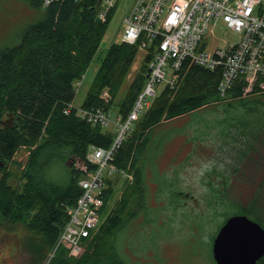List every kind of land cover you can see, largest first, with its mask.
<instances>
[{"label": "trees", "instance_id": "1", "mask_svg": "<svg viewBox=\"0 0 264 264\" xmlns=\"http://www.w3.org/2000/svg\"><path fill=\"white\" fill-rule=\"evenodd\" d=\"M34 6L44 10V17L25 29L20 44L0 52V217L10 223H22L40 235L29 239V249L36 260L44 264L46 251L55 248L69 221V210L77 205L82 188L81 175L74 166H68L66 185L44 179L41 171L44 165L40 166L39 158L45 152L55 155L58 151L65 155L66 162L85 161L92 149L111 147L117 136L115 131L77 116L76 109L65 113L76 98V83L82 80L102 46L115 8L108 20L102 22L99 0H63L49 7L43 6V0H34ZM153 50L152 46L150 51ZM138 54L137 44L113 43L101 59L81 107L106 106L100 95L107 87L117 98ZM151 57L152 53L145 56L141 71L120 99L119 116L123 121L127 120L144 89ZM221 81L220 69L211 71L190 60L185 62L176 88L166 87L154 99L115 154L114 166L121 173L133 174L134 181L126 187L98 231L87 239L84 259L70 262L64 249L63 254L49 264L104 263L108 243L110 246L115 235L136 215L144 195L146 152L161 125L190 117L189 124L194 125L197 133L195 138L206 134V130L218 129L223 136L258 140L264 131V93L243 97L244 83L237 81L222 96ZM111 105L107 106L109 110ZM11 114L15 115L13 127L1 128L4 117ZM183 131V128L176 130ZM21 146L31 149L35 146V149L30 153L26 168L15 174L18 178L14 185L1 167ZM114 183L108 181V188L104 190L106 205L102 214L114 194ZM228 183L226 179L223 188L218 184L210 185L215 193L209 206L216 209L222 205L226 219L232 215H247L264 228V217L256 208L257 199H250L247 207L238 204L229 195ZM260 264H264V257Z\"/></svg>", "mask_w": 264, "mask_h": 264}, {"label": "rangeland", "instance_id": "2", "mask_svg": "<svg viewBox=\"0 0 264 264\" xmlns=\"http://www.w3.org/2000/svg\"><path fill=\"white\" fill-rule=\"evenodd\" d=\"M128 4V0L117 3L102 46L80 81L82 86L76 89L75 106H82L101 59L120 39ZM43 17L44 10L35 7L34 0H0V52L20 44L25 29ZM214 34L210 48L223 46L225 41L236 43L240 39V35L223 21L218 23ZM204 40L206 42V38ZM145 55L139 51L120 95L113 97L111 124L106 129L117 132L120 99L141 71ZM165 88V83L159 85L158 96ZM190 120V117L177 119L156 129L154 141L145 157L143 198L136 208V215L115 235L110 246L108 243V255L103 264H217L213 256L214 239L227 219L222 205L216 209L209 206V200L215 193L210 185L218 184L223 188L226 179L229 180L227 188L231 198L244 207L249 205L250 199L256 198V208L264 217V131L256 141L237 135L223 136L218 129L206 130V134L195 138L197 133L194 125L189 124ZM182 128L183 132H176ZM161 133L164 134L159 136ZM34 149L35 146L32 151ZM51 154L45 152L39 158L40 166L44 165L41 170L43 177L66 185L72 161L66 162L65 155L58 151L55 155L53 152V156ZM22 155L27 157V151L21 149L17 153L16 158H20L15 163L17 170L25 160ZM129 175L132 179L105 171L106 183L115 182V191L102 218L111 213L126 187L133 183L134 175ZM178 192L182 194L178 195ZM39 236L22 223H10L0 217V264H40L29 249V239ZM87 245H84L79 258L68 257L69 261L84 259ZM63 250L62 247L55 254L54 248L46 251L48 256L44 264L61 256Z\"/></svg>", "mask_w": 264, "mask_h": 264}, {"label": "built area", "instance_id": "3", "mask_svg": "<svg viewBox=\"0 0 264 264\" xmlns=\"http://www.w3.org/2000/svg\"><path fill=\"white\" fill-rule=\"evenodd\" d=\"M63 0H43L49 7ZM120 0H101L99 18L108 20ZM124 31L118 42L138 45L152 57L148 64L146 83L126 121L117 122V136L111 147L95 148L85 161L73 160L82 178V194L77 205L69 210L70 218L62 230L55 251L64 247L68 256L78 258L87 239L102 223L105 205V171L118 173L115 154L127 133L151 105L162 83L172 90L180 80V70L187 60L208 70L222 71L219 90L225 96L237 81H242L243 97L264 93V0H128ZM220 21L240 35L236 43L225 41L223 46L210 48ZM206 38V42H204ZM154 47L151 52L150 48ZM82 82L77 84L78 89ZM106 106L83 109L72 104L65 110L76 109L77 116L93 125L109 127L107 106L113 100L107 87L100 95ZM129 179L132 176L124 174ZM53 254V255H54Z\"/></svg>", "mask_w": 264, "mask_h": 264}, {"label": "water", "instance_id": "4", "mask_svg": "<svg viewBox=\"0 0 264 264\" xmlns=\"http://www.w3.org/2000/svg\"><path fill=\"white\" fill-rule=\"evenodd\" d=\"M14 117L5 116L1 128L13 127ZM23 150L28 153L27 157L22 155L23 164H27L29 151ZM213 256L217 264H260L264 257V228L246 215L229 217L214 239Z\"/></svg>", "mask_w": 264, "mask_h": 264}, {"label": "flooded vegetation", "instance_id": "5", "mask_svg": "<svg viewBox=\"0 0 264 264\" xmlns=\"http://www.w3.org/2000/svg\"><path fill=\"white\" fill-rule=\"evenodd\" d=\"M15 155V154H14ZM15 156L12 157V159L7 163L5 162L4 164H2V167L4 169L5 174L10 178L11 183L13 182V184H16V176L15 174H17L20 170H17V167L15 166ZM26 168L20 166V169L24 170ZM18 171V172H17ZM16 172V173H15ZM260 262V261H259Z\"/></svg>", "mask_w": 264, "mask_h": 264}, {"label": "snow or ice", "instance_id": "6", "mask_svg": "<svg viewBox=\"0 0 264 264\" xmlns=\"http://www.w3.org/2000/svg\"><path fill=\"white\" fill-rule=\"evenodd\" d=\"M232 226L231 225H229V229L231 228ZM226 231H228V229H226Z\"/></svg>", "mask_w": 264, "mask_h": 264}]
</instances>
